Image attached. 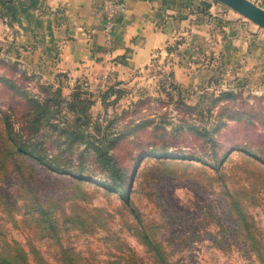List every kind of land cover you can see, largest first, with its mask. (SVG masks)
Wrapping results in <instances>:
<instances>
[{"label": "rangeland", "instance_id": "obj_1", "mask_svg": "<svg viewBox=\"0 0 264 264\" xmlns=\"http://www.w3.org/2000/svg\"><path fill=\"white\" fill-rule=\"evenodd\" d=\"M201 6L261 29L217 1ZM5 51L0 264H153L144 233L171 264H259L245 239L252 227L264 244V165L229 140L264 144V94L229 82L182 90L157 54L131 79L46 85ZM40 85L59 103L37 122L22 91L38 100Z\"/></svg>", "mask_w": 264, "mask_h": 264}, {"label": "crops", "instance_id": "obj_2", "mask_svg": "<svg viewBox=\"0 0 264 264\" xmlns=\"http://www.w3.org/2000/svg\"><path fill=\"white\" fill-rule=\"evenodd\" d=\"M109 1L0 0V43L46 85L131 79L148 73L157 54L182 90L229 82L264 94V29L203 9L205 0H116L124 10L107 41ZM249 1L264 9V0Z\"/></svg>", "mask_w": 264, "mask_h": 264}, {"label": "trees", "instance_id": "obj_3", "mask_svg": "<svg viewBox=\"0 0 264 264\" xmlns=\"http://www.w3.org/2000/svg\"><path fill=\"white\" fill-rule=\"evenodd\" d=\"M2 87H8V88H12L11 86H9L7 83H2L1 84ZM38 100L36 99H30L29 93L27 91H22V93H24L25 95H28L27 98L28 99V103L29 105H34V113H36V116L34 119L35 121L38 122V120H40L41 118L45 117V115H48L49 112V108H50V103L52 101H54L55 103H59L57 101V99L53 98V99H49L50 95H54V96H58L59 94L57 93H50V87L48 86H44V85H40L38 87ZM19 92V89H12L11 91V96H15L17 93ZM77 92H79L77 90ZM10 111V110H9ZM38 119V120H37ZM237 121H240L237 120ZM251 126H253V123H249ZM8 130V127H7ZM262 133V134H261ZM7 136H9V132H7ZM259 136H264V132L260 131ZM258 136V137H259ZM231 142V144H233L231 146V150L232 149H237V150H242L243 152L247 153V155H251L253 156L254 159L259 160L263 165H264V144H255L254 142L250 141V140H245V141H239V140H229ZM25 144V143H24ZM18 148L19 152L23 151L24 155H33L34 153H32V151L25 149V146L20 145ZM35 156V155H34ZM39 163L42 164L41 159L38 160ZM51 169V168H50ZM52 171L57 172L59 174H64L63 170H59L57 168L52 169ZM127 202H128V197H125ZM133 214H136V210H132L131 211ZM238 215H239V219L241 216L244 215L241 211H238ZM89 213H87V216L84 217V220L82 219L83 222H85L86 226L90 225L89 222ZM138 218V217H136ZM245 220V218H244ZM77 221V220H74ZM240 222H244L243 220ZM137 223L141 224L140 220L138 221L137 219ZM246 223V221H245ZM246 230L248 231V236L245 239V244H246V248L248 249V251L250 252V254H252L253 256H255V260L259 263V264H264V244H262L261 240H259L258 238L255 237V235L252 232V227H248L246 228ZM245 230V232H246ZM148 236H150L149 234L147 235L146 233H144V237H143V243L144 246L147 247L148 251L151 252V254H153L154 259H153V264H171V262L166 258L164 251L162 250V248L160 247V245H157L154 243V241L152 242ZM131 253V251H129V254ZM66 257V263L68 264H77L76 259L72 258V257ZM134 259L130 258V260L128 261L129 264H133ZM137 264V263H136Z\"/></svg>", "mask_w": 264, "mask_h": 264}, {"label": "water", "instance_id": "obj_4", "mask_svg": "<svg viewBox=\"0 0 264 264\" xmlns=\"http://www.w3.org/2000/svg\"><path fill=\"white\" fill-rule=\"evenodd\" d=\"M217 1L243 17L250 22L264 29V9L252 3L249 0H214Z\"/></svg>", "mask_w": 264, "mask_h": 264}, {"label": "built area", "instance_id": "obj_5", "mask_svg": "<svg viewBox=\"0 0 264 264\" xmlns=\"http://www.w3.org/2000/svg\"><path fill=\"white\" fill-rule=\"evenodd\" d=\"M124 10V4L121 1L111 0L107 3L106 10L103 13L104 18V33L107 41L110 40L113 28V17ZM157 63H151V69L157 67Z\"/></svg>", "mask_w": 264, "mask_h": 264}]
</instances>
